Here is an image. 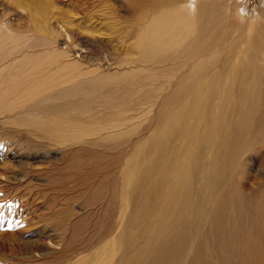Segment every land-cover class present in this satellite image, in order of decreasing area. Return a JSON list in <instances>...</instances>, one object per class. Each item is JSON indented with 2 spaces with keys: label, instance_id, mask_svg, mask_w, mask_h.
<instances>
[{
  "label": "rangeland",
  "instance_id": "rangeland-1",
  "mask_svg": "<svg viewBox=\"0 0 264 264\" xmlns=\"http://www.w3.org/2000/svg\"><path fill=\"white\" fill-rule=\"evenodd\" d=\"M263 9L0 0V264H264Z\"/></svg>",
  "mask_w": 264,
  "mask_h": 264
},
{
  "label": "bare ground",
  "instance_id": "bare-ground-1",
  "mask_svg": "<svg viewBox=\"0 0 264 264\" xmlns=\"http://www.w3.org/2000/svg\"><path fill=\"white\" fill-rule=\"evenodd\" d=\"M186 11H190V8H188ZM186 11H184V13L183 12H178V13L165 12L158 19H156L148 28V33H147L148 44H150L152 47H160L162 45L170 44L174 40L183 39V36L178 31V28L180 27V25L182 23V19L185 18L184 16H186V18L190 16ZM263 13H264V9H263ZM263 38H261V39H263ZM241 55H245V50H243V49L239 50V54L237 57L238 61H241ZM254 58L256 59V61H257V59L259 60L258 55L255 56ZM263 61H264V56H263ZM261 76H262L261 74H258L257 78H261ZM11 93H14V92L12 90H9V91H6L5 94L2 93V96L0 97V99H2L3 101H7V103L8 102L11 103L13 101V99L11 97ZM17 95H18L17 93H15V95L13 94V96H17ZM19 97H21V96H19ZM251 110H252V106L250 108H248V110L246 112L244 111L245 114L242 115L241 121L239 123L240 124L239 127H241L240 128L241 132H242V130L245 129L244 127H247L246 124L249 122V120L252 117H254V116H252L253 113L251 115ZM244 112H242V113H244ZM250 123H251V121H250ZM248 125H250V124H248ZM242 128H244V129H242ZM179 208H180V206H179ZM182 238L184 239V237H182ZM182 238H179V240L175 241L174 244H171V242H170V244L167 243L168 245H165V246L163 244L154 245V248L156 249V252H157V254L154 255L155 259H158V257H163V256H173V255H175V253H176V255H178L181 252V248L184 245ZM111 247L113 248V246H111ZM112 248H111V250H112ZM182 260L183 259H181L180 261H182ZM189 262L190 261H187V263H185V264H190ZM103 264H107V263L103 262Z\"/></svg>",
  "mask_w": 264,
  "mask_h": 264
}]
</instances>
